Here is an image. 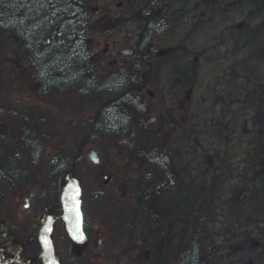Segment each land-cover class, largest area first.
<instances>
[{"label": "rangeland", "instance_id": "obj_1", "mask_svg": "<svg viewBox=\"0 0 264 264\" xmlns=\"http://www.w3.org/2000/svg\"><path fill=\"white\" fill-rule=\"evenodd\" d=\"M87 3L101 85L91 91L79 83L42 84L24 42L0 33V163L8 156L19 164L33 160L24 137L29 127L44 147L30 163L34 185L20 183L12 194L4 184L0 217L5 205L19 212L17 198L48 180L52 154L82 140L102 102L116 130L95 128L84 144L87 160L75 170L91 232L65 240L64 221L56 220L61 264H76V255L86 264H174L196 237L207 249L206 264H264V128L256 119L264 108V0ZM140 6L155 11L151 42L161 49L122 55L117 48L143 23ZM123 68L144 87L122 95L121 82L103 84ZM118 110L126 118L112 122ZM91 145L100 152L97 162L88 157ZM159 154L170 164H157ZM61 208L55 195L43 211ZM32 212L40 218L37 206ZM40 248L35 241L20 252Z\"/></svg>", "mask_w": 264, "mask_h": 264}, {"label": "trees", "instance_id": "obj_2", "mask_svg": "<svg viewBox=\"0 0 264 264\" xmlns=\"http://www.w3.org/2000/svg\"><path fill=\"white\" fill-rule=\"evenodd\" d=\"M89 9L87 0H0V33H10L24 42L36 70L37 79L42 84L62 89L79 83L83 92L101 86L97 76H94L92 55L95 45L87 22ZM137 14L143 23L130 35L127 43L133 44L137 49L135 54L142 56L148 51L149 43L154 40L152 29L155 11L145 10V6H140ZM135 79L123 68L120 73L109 74L103 84L116 85L121 82L123 88L120 94L127 95V91L134 92L144 87L143 78ZM114 98L116 99L117 95ZM105 106L101 102L97 111L88 116L90 129L78 144L74 143L72 146L69 144L52 154L50 170L46 176L48 180L53 181L55 177L61 180L65 177L66 170L75 171L78 164L87 160L84 144L95 128L116 130V127L109 124L112 117ZM121 113L119 111L114 114L112 122L121 121V116L125 120L126 116ZM256 119L264 128V108H259ZM24 137L31 157L36 162L44 147L39 144L38 136L32 128L25 129ZM160 155H157V164L160 166H166L167 162L170 164L172 158L169 155L165 154L164 158ZM6 160L5 163H0V177L7 176L12 172L11 167H15L11 163L13 158L8 156ZM166 174L168 177L169 174L167 172ZM247 235L252 239V233L247 232ZM206 257L207 249L201 239L196 237L183 245L174 264H206L204 262Z\"/></svg>", "mask_w": 264, "mask_h": 264}, {"label": "flooded vegetation", "instance_id": "obj_3", "mask_svg": "<svg viewBox=\"0 0 264 264\" xmlns=\"http://www.w3.org/2000/svg\"><path fill=\"white\" fill-rule=\"evenodd\" d=\"M6 161L7 160H5V162ZM18 162L19 161L11 160V163L15 165V167H11L12 172H9L7 176L0 177V186L2 187V192L0 193V201L3 200L4 196L8 195L7 192L4 191V187H5L4 184H9V187L13 189V191L11 192L12 194L14 193L16 194V192L19 189L18 187L20 183L26 182V184L34 185V181L32 180L33 174L31 171L32 165H30V163L35 161L23 160L20 161L22 162V164H19ZM59 181H60L59 178L55 177L53 181L45 180L40 186L36 185L29 187V189L23 195L22 201L19 199V197L17 198L16 207H18L19 212H16L15 209L11 207V205H7V206L5 205L4 213L2 217H0V226H1L0 227V260H7V264H29L32 262L33 259H35L36 256L39 257V259L41 260L39 256V252L41 248L37 254L31 252L29 255L21 253L20 249L25 248L26 250V247H29L35 241H37L41 245L40 240L37 237V232L36 235L34 232L36 228L35 224L38 220H40V224H41L43 215L47 212L46 211L44 213L43 208L47 206L49 198H51V196L54 197L55 195L57 196V198L59 197L60 195V192L58 190ZM35 206H37L39 212L41 211L40 212L41 215L39 219H36L35 213L32 212V209ZM55 225H56V221L54 223L53 238L57 249V242L59 237L61 236L57 234L55 235V228H56ZM64 226H65V233L60 235H62V237L65 240L66 239L73 240V238L71 237V235L69 234L66 228L65 222H64ZM85 227L88 236L89 233L91 232V226L86 220V217H85ZM4 231H8V233L6 235H3ZM87 252L88 251H86V253ZM82 256L79 257L78 255L75 256L76 264H79L81 260H82L81 264L83 263L86 264V262H88V260L84 258L85 255ZM19 257H23V258L30 257L31 259L20 262L18 260ZM71 258L74 260L73 257Z\"/></svg>", "mask_w": 264, "mask_h": 264}, {"label": "water", "instance_id": "obj_4", "mask_svg": "<svg viewBox=\"0 0 264 264\" xmlns=\"http://www.w3.org/2000/svg\"><path fill=\"white\" fill-rule=\"evenodd\" d=\"M92 7H96L92 3ZM148 48L153 51H160L161 47L151 42ZM136 47L131 43L122 44L117 48V52L122 55H132L136 52ZM148 90L152 93L151 87ZM88 157L92 162L100 160L101 155L96 146H89L87 151ZM110 172H106L104 179L107 180ZM61 210H49L43 215L41 224L37 230V237L41 243V250L39 256L41 264H61V257L59 256L53 238V229L56 219L63 218L66 228L75 240L81 241L87 237V230L85 227V212L83 207V184L81 177L73 170L68 169L65 172V181L60 190ZM8 231H4L6 235ZM15 259V258H14ZM30 257H19L20 262L30 260ZM0 264H7V260H0Z\"/></svg>", "mask_w": 264, "mask_h": 264}]
</instances>
